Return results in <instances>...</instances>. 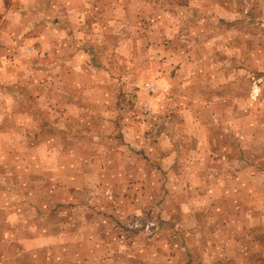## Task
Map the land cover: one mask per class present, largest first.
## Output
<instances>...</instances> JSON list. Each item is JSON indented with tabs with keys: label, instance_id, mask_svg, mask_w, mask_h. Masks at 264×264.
Masks as SVG:
<instances>
[{
	"label": "rangeland",
	"instance_id": "rangeland-1",
	"mask_svg": "<svg viewBox=\"0 0 264 264\" xmlns=\"http://www.w3.org/2000/svg\"><path fill=\"white\" fill-rule=\"evenodd\" d=\"M207 31L261 39V57L244 60L247 77L224 76L223 69L236 68L222 55L237 52L221 47L198 76L190 77L188 63L174 72L191 52L205 59L195 49ZM258 62L264 73V0H0V264H264V108L256 106L239 128L241 111L233 113L228 130L253 138L244 157L252 166L247 173L254 171L222 189L217 183L233 176L228 155H242L236 145L221 148L222 104L214 102L218 114L207 120L215 124L211 146L181 126V144L194 145L182 156H196L184 162L201 170L183 182L165 172V188L151 187L160 195L169 188L174 205L158 207L141 193L137 179L147 158L136 150L150 143L129 140L131 132L142 136L140 123L150 125L142 101H152L158 116L193 103L196 93L204 100L195 105L213 102L235 81L245 99L264 102ZM255 82L263 89L260 102ZM211 109L199 115L205 127ZM163 158L154 161L166 169L172 161ZM151 171L159 177L156 167ZM188 181L200 190L186 188ZM223 211L231 212L227 227L214 219ZM149 223L152 231L143 227ZM235 225L239 235L224 237Z\"/></svg>",
	"mask_w": 264,
	"mask_h": 264
},
{
	"label": "crops",
	"instance_id": "crops-1",
	"mask_svg": "<svg viewBox=\"0 0 264 264\" xmlns=\"http://www.w3.org/2000/svg\"><path fill=\"white\" fill-rule=\"evenodd\" d=\"M238 21L233 22L237 23ZM208 31L210 30L209 28L207 29ZM207 31V36L206 38L203 39L202 43L200 44V46L205 47V53L202 52V47L201 48H196L195 51L198 54L199 50L200 53L202 54H206L205 59L203 58H198L195 57L192 52L191 55L189 57V60H187L188 58L185 59L184 62H178L177 65L174 66V72L177 73L181 70H183L186 66V64L188 63V66L190 67V77L192 76H198L199 75V68L201 69L203 66H209L208 64L210 63L209 61V57L208 54L210 55L211 52H217V49H219V47L224 48V49H231V50H236L237 53H234L233 55H227L228 53H226V51L224 52V54L222 55L223 59H229L232 57V63H229L226 61L227 66H231L236 68L237 70H241L242 73H235L234 71H236V69L234 70H229L228 67H226V69L223 72L224 76L228 79H232V78H237V77H242L245 78L247 77V75L249 74V70L247 71L246 69H244L245 67L249 68L248 65L244 63V60L246 58L249 57H253L254 59H256L257 57H261V54L263 52V44L261 43V39L259 37H252L250 35H247L245 37H243L244 35H241V37L239 39H237V37H229L226 33H220L217 36L215 35H209ZM231 42V46L229 45V43ZM31 51L33 50L32 48H29ZM241 56V57H239ZM221 55H213V58H220ZM176 60V58H175ZM261 62V61H260ZM258 62V64L256 65L257 69H254V72L259 73L260 77L262 75H264V73L262 72V63ZM207 63V64H206ZM236 76V77H235ZM245 76V77H244ZM257 76V75H256ZM259 76H257L259 78ZM153 84L154 88L150 89L153 90V92L159 91L161 92L162 95H172L173 99L176 98V93L175 92H169L168 91H164L163 87L160 84H156V83H150ZM229 84V83H227ZM235 81L234 83L232 82L231 85V89L228 90V88L225 90V92H222V96L221 98H215L213 102L207 101V102H202L200 104H196V102L200 100H204L202 99L200 96L197 95H192V97H195L193 99V103L185 105V106H179V107H175V109H173V111H171V113H161L158 116H156V112L155 109L153 107V102H149L147 100V102H141V106H142V113L144 114L145 117H147L148 119H150L149 122V126L148 125H143V123H140V127L139 129H141L142 131V136L140 135H136L135 133H130L129 134V140H134V141H139V142H144V143H150V145H146L145 147L143 145H139L140 149L136 150L137 152L141 153L140 155L143 154V156H146V166L143 167L144 171H142V173L139 175L138 179H137V184L138 187L141 188V193L142 191H148L149 193H147L148 197L152 196L154 198V200L152 201L153 204L157 205L158 207L162 206L164 207V205L168 202H171L172 205H174V201L173 198H169L168 197V192H166L165 189L163 194H158V193H151V190L153 191V189L151 187H155L156 191H160L163 190L165 188L163 181L166 180L165 177V172H170L173 176V180L174 181H179V180H186V176L187 174H194L195 177L198 176V172L201 169H191L189 166L186 165L185 161H188L189 163L192 161V159H194L196 156L193 157H189V160H186L185 157L182 156L183 152L186 151V149H188V151H191L193 148V144H181L180 140L182 138V135H185L183 132L180 133V128L183 125L184 128L186 127L188 132L190 134H194L196 135L199 139L201 137V139H204L205 141H210L212 140V127L215 125L213 123H208L209 119H215V115L214 113H216L218 110L214 109L213 106H215L216 103L219 101L222 104V109L225 110L224 113H222L221 115H225V119H223L222 123L220 125L225 126V130H219L220 132V139L223 141L224 146H222L221 148L224 149V147H231L232 145H236L239 148V152L242 153V155H239L237 157H233L228 155V161H227V165L229 167H231V172H233V176L232 178H226V181L224 178V182L221 183H217V186H219L218 189L221 188V186H227L228 184H230L231 180H233V177L237 176V175H246L250 173L252 174L254 170H252V172L247 173V169H252V166H246L247 160L244 157V153H245V148H246V141H251V139H253L252 137L250 138H246L244 137L241 133L240 130L238 131H233V130H228L229 127L227 126L231 121L234 120V112H239V117L237 119V124H238V128L240 126V123L245 124V118H248L246 121H249L250 118L252 117L254 113H256V106L260 107V108H264V102H260L261 101V96L263 93V89H260V87L258 86L257 82H255L254 87H253V92L255 93V98L257 99V102H260V104L256 105V102L252 103L250 101H248V99L244 98V88L240 87V86H244V85H235ZM262 88V87H261ZM195 89L197 90V87H195ZM249 84L247 85V93L245 94V97H247L249 94L248 92H250L249 90ZM199 97V99H198ZM249 97V96H248ZM168 98V97H167ZM246 100L247 102H250L249 105L252 104V109L249 111H247V113H245V109H249L247 108L246 105ZM209 102V103H208ZM144 104H146L148 107H150L153 111V115L151 117H148L145 113H144ZM211 104V105H210ZM212 108V109H211ZM251 108V107H250ZM209 109H211V114L207 115L205 119V124L209 125V127H205L204 124L200 121L203 120L202 117H199V115L203 116L202 111H208ZM184 111V117H182L181 112ZM198 111H201L200 114ZM160 112V111H159ZM210 112V111H208ZM252 112V113H251ZM244 113V114H243ZM174 114V115H172ZM218 114V112L216 113ZM247 114V115H246ZM161 115V116H160ZM155 117V118H154ZM154 118V119H153ZM184 118V119H183ZM230 118H232L230 121ZM258 118V115L256 116V119ZM153 119V120H152ZM255 119V120H256ZM184 120V121H183ZM176 121H178L176 123ZM218 121V120H217ZM213 124V125H212ZM257 124L261 126V124H263V122L261 121V118L259 121H257ZM205 127L204 131H199V127ZM138 129V130H139ZM197 129V130H196ZM140 131V130H139ZM231 132L229 135L228 132ZM227 132V133H225ZM244 132V131H243ZM46 133H50V132H46ZM182 134V135H181ZM195 136V137H196ZM237 136V137H235ZM214 137V136H213ZM248 137V136H247ZM189 138V137H188ZM191 138V136H190ZM189 138V140H191ZM215 138V137H214ZM232 138V139H231ZM164 143H169L171 149L168 151L167 154H164L165 150L163 148ZM210 146L212 145L211 141H210ZM149 149V151L146 152V150ZM134 151V152H136ZM193 154L197 153V150H194L192 152ZM163 157H167L170 158V160L172 161L171 165H169L166 169H163V165H160L161 159H164ZM155 159H159V164L157 165L156 161H154ZM184 162V163H183ZM154 163H156L157 166H153ZM183 164L186 168H184L185 170H183ZM156 167L157 171H158V175L159 177H157V175H152V168ZM207 170H208V174H215V169L211 170L210 166L208 167L207 165ZM230 170V169H229ZM232 174V173H231ZM216 175V174H215ZM210 179V177H208ZM216 178V177H214ZM159 179L162 180V182H159ZM218 179V178H216ZM187 181V180H186ZM129 183H132V185L134 184L133 181H129ZM191 183V181H188L187 183H184L186 188H193L191 185H189ZM213 184L215 183H211V186H213ZM152 185V186H151ZM238 185V183H237ZM170 188H172L170 185H168ZM228 187V186H227ZM145 190H143V189ZM215 188V187H214ZM224 188V187H223ZM193 189H197L200 190V186L199 183L197 182V187L193 188ZM217 188L213 189V191L218 190ZM222 189V188H221ZM240 195V191L237 189L235 191V195ZM237 195V196H238ZM214 196H212L213 198ZM229 200V203L231 204V200ZM224 201V200H223ZM177 204V203H176ZM232 205V204H231ZM163 207L160 210V212H163L164 209ZM230 211H223L222 213H215L214 212V219L218 221V219L216 218V216H218L221 221L224 223L223 226H226L230 223L231 221V215ZM233 214V213H232ZM251 215H253V220L255 222L256 220V212H251ZM246 217L245 215L243 216V221H245ZM170 220H175L174 218H172ZM241 218H239L238 215L235 216V221L236 223H238V221H240ZM260 221V220H259ZM261 226V225H259ZM253 229L256 230V223L253 224ZM232 230V231H231ZM256 232V231H255ZM207 233H208V229H207ZM217 234L218 231H216ZM222 234L224 237H232L235 235H239L238 233V226L235 225L234 227H231L230 229L223 230ZM221 236V234H219ZM134 250V249H133ZM132 261V259H131ZM129 264H131V262H129ZM145 264H149V263H145Z\"/></svg>",
	"mask_w": 264,
	"mask_h": 264
},
{
	"label": "built area",
	"instance_id": "built-area-1",
	"mask_svg": "<svg viewBox=\"0 0 264 264\" xmlns=\"http://www.w3.org/2000/svg\"><path fill=\"white\" fill-rule=\"evenodd\" d=\"M147 87L148 88H154V86L152 85V84H150V83H148L147 84ZM144 113L148 116V117H151L152 115H153V111H152V109L150 108V107H148L147 105H145L144 106ZM137 226V225H136ZM152 226H154V223H149V224H147V225H144L143 227H145V229L147 230V231H149L150 229H151V231H152Z\"/></svg>",
	"mask_w": 264,
	"mask_h": 264
},
{
	"label": "trees",
	"instance_id": "trees-1",
	"mask_svg": "<svg viewBox=\"0 0 264 264\" xmlns=\"http://www.w3.org/2000/svg\"><path fill=\"white\" fill-rule=\"evenodd\" d=\"M129 236V235H128Z\"/></svg>",
	"mask_w": 264,
	"mask_h": 264
}]
</instances>
